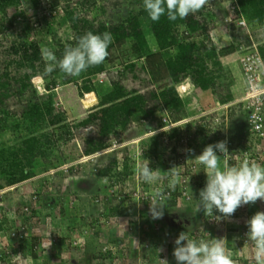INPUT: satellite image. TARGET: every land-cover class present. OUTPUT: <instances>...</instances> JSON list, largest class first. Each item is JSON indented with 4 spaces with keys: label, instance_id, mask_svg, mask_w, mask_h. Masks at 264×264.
<instances>
[{
    "label": "trees",
    "instance_id": "16d2710c",
    "mask_svg": "<svg viewBox=\"0 0 264 264\" xmlns=\"http://www.w3.org/2000/svg\"><path fill=\"white\" fill-rule=\"evenodd\" d=\"M26 1L31 5L30 14H25L24 10L9 14V9L21 7L22 0H0V188L61 166L66 162L62 147L74 139L79 140L75 148L78 149L77 157L81 158L109 146L111 136L117 141L125 139L126 131L136 123H139L140 131L146 132L148 128L163 125V114H167L172 121L183 118L187 97H184L185 92L179 91L180 83L191 84L193 91L197 88L210 89L219 104L229 102L232 98L230 85L233 84V76L220 58L239 50L241 45L250 46L251 42L234 22L224 23V17H242L253 36L256 32L264 31V0H210L203 9L189 15L187 19L169 21L165 15L158 22L149 18L144 10L143 0ZM225 4H230L233 8L224 7ZM115 11L121 14L125 12L115 18ZM63 20L68 22L69 38L61 30ZM219 25H224L231 43L216 49L209 29ZM87 31H107L112 34L113 41L108 49L110 54L104 63L90 67L76 78L66 77L59 69L50 74L46 73V64L41 56L42 45L50 46L59 58L65 45H74L76 39ZM256 44L264 62V41ZM125 46L128 48L125 49V57H122L125 58L123 64L120 68L112 70L113 50ZM103 70H107L106 78L105 82L100 83L96 75ZM35 77L45 81L44 88L47 91L59 84L65 85L75 81L79 93L93 91L97 102L89 107L86 117L69 121L64 111L62 114H56L51 99L37 95L39 91L33 82ZM227 107V118L225 115H218L215 110L197 118V124L193 122L187 126L190 133L188 149L194 152L199 150L201 153L208 144L228 140L230 152H248L253 155L258 140L250 130L249 109L240 100ZM216 117H219L218 120ZM235 120L241 123L238 127L236 123L233 125ZM154 121L156 123L152 126ZM226 123L229 126L225 130ZM231 127L235 133L232 129L230 131ZM164 133L176 138L182 131L175 127L146 139L148 153L153 157L163 149L160 140ZM5 135L8 136L7 140H1ZM168 152L171 154L170 150ZM99 159L100 162L92 173L94 176L104 177L106 182L109 181L108 185L112 186L117 181V158L100 156ZM241 162L240 160L238 163ZM123 163L129 171L130 167L125 158ZM229 164L238 166L233 162ZM173 166L171 161L167 169ZM201 168L203 170L202 165ZM127 171L125 170V174H128ZM190 179L191 177H187L186 185L179 182L175 191L167 189V186L164 188L170 192V206L175 205V200L183 190L188 192ZM94 192L96 196L98 192ZM37 194L40 196L41 192L38 191ZM45 198L46 195L42 199ZM21 207H17L14 212L25 214L32 222L36 217L40 220L41 215L39 216V212L32 207L28 206L25 211L22 210L24 205ZM68 209L66 205L59 209L64 220L68 217ZM0 210L1 228L13 235L14 223L8 220L1 206ZM74 211L75 219H67L72 227L68 235L71 236L72 232L80 234L82 241L77 242L70 237L67 243L71 246L74 244L75 251H79L78 248L81 250L79 264L87 257L101 258V264H106L105 258L112 260L114 251H102L98 241L103 224L101 220L105 217L129 216L133 213L129 206L115 201L113 197L111 202L104 203L101 210H91V213L86 215L89 218L86 223H83L86 216L79 215L76 207ZM162 220L166 224L165 216ZM167 221L173 222L171 219ZM154 222L150 216L143 219L142 224L149 227L145 233L154 231ZM157 225L161 227L159 222ZM170 225L167 229L173 230L175 237L173 236L171 243L167 244L168 252L174 248L173 241L183 231L175 229L172 223ZM205 228L203 226L201 229H190L186 233L190 238L207 240ZM108 241L115 242L113 239ZM19 244L27 251L32 264H37L38 255L34 249L36 238L26 236ZM54 244L59 248L61 240L55 241ZM10 255L0 252V259L5 260ZM106 255L108 256L105 257ZM43 261L41 264H50V257L47 256Z\"/></svg>",
    "mask_w": 264,
    "mask_h": 264
},
{
    "label": "rangeland",
    "instance_id": "374dc122",
    "mask_svg": "<svg viewBox=\"0 0 264 264\" xmlns=\"http://www.w3.org/2000/svg\"><path fill=\"white\" fill-rule=\"evenodd\" d=\"M223 6L225 7V5ZM21 10H24L25 14H30V3L26 0H22L21 7H14L12 9H9L8 13H17L21 12ZM124 12L125 11H123V14ZM123 14L115 11L114 17L117 18L122 16ZM17 18L19 19V17ZM62 23L63 26L61 27V30L64 35L69 38L70 29L68 22H65L63 20ZM215 29L216 31L214 33V36L216 32L219 31V34H221V32L226 33L223 26L219 25L217 26V28L215 26ZM43 46L50 48V46L48 45H42V47ZM220 46H218L217 48H219ZM126 48L128 47L125 46L123 48L113 50V62L111 64L112 70L120 68L123 64L125 58L122 57L124 56ZM33 82L39 91L37 95L41 97L43 96V98H47L49 100L51 99L53 101L56 114H62L64 111L69 121L86 117L89 107L97 102L96 96L94 94L90 93L84 95L79 93L75 81H72L65 85L59 84L53 87L51 91L45 90V81L42 78L35 77L33 78ZM102 82H105V78L102 79ZM183 92H185V90ZM192 104L193 107H188L195 112H197L198 109H204L205 107L199 102V100ZM194 119L196 118L194 117L190 120H192V123L194 122V124H197L196 120L193 121ZM155 123L156 122L154 121L151 125L154 126ZM183 134L190 135L187 128L185 129ZM183 134H181L180 136H182ZM164 136L165 134L162 136V139ZM149 137L150 136H145V134L140 131V125L139 123H136L135 126L126 131L125 139L123 140L122 144L116 147L118 149L113 151V153L107 155V158L116 156L117 161L119 162H123L124 158L126 159V163L129 165V167L132 168L131 171H133L134 174L128 181L129 184H126L130 189L133 188L135 186V183H137L139 180H137V178L135 177L138 176L136 173V168L139 164L145 163L146 160H148L151 164H149V166L155 168V166H153L154 157L150 153H148L149 146L146 143V139H148ZM178 137L174 138V140L171 141L168 146L172 144L176 146ZM7 138L8 136L5 135L1 138V140H7ZM78 142V139H74L73 141L67 143L62 147V155L64 158H66V162L61 166L57 168H51L47 171H44V173L40 172L35 175L36 177L19 183L16 187H14V189H4L2 190V193H0V206L4 209L8 220L14 223L15 227V233L13 235H9L8 232L6 233L5 230L0 226V252L3 255L11 254L5 260L0 259V264H32V260L28 256L27 251L19 244V241H21V239L25 238L26 236L36 238V246L34 249L38 255V259H36L37 264H41L42 262H44L43 260L47 256L50 257V264H79V252L81 250L78 248L79 251H75V245L73 244V246H71L67 243V240L68 238L72 237L77 242H79L82 241V236L73 232L71 233V236L70 234L68 235V232L72 227L67 219L69 221H72L73 218L75 219V207L78 208V214L83 216L89 215L91 213V210H93V212H95V209L98 210L99 206L94 202V199L95 197L105 195L106 185L109 184V181L106 182L104 177H97L92 173L94 167H96L100 162V156H93L90 159L85 158L86 160L77 157L78 149L77 147L75 148V146H77ZM160 145L163 146V149L159 153L160 167L158 168L162 171L161 176H163V174L167 173L166 171H168L167 166L165 167V162L163 159L165 158L164 153L169 151V147H166L161 142ZM74 156L76 158H74ZM89 160L93 162H89ZM68 168H71V170H69ZM41 174H43V177L39 176ZM43 180H45L44 189L40 190V192L44 193L42 194L40 200L38 199L34 203H32L33 210L39 212V216L41 215L40 217L43 220L41 218L40 220H37L38 217L35 216V222H32V220L30 221V218H26L25 214H18L14 211H16L17 207H23V205L25 206V204L26 206L29 205V195L31 193H34L35 191H38V184L42 185ZM140 180L142 181V183L147 184L141 178ZM116 183L117 186L113 190H115L117 196H121L124 190V182L122 176H118V182ZM109 187L110 186L108 185L107 188ZM94 191L98 192L96 196L94 195ZM45 195L47 196V198L42 199ZM121 202L131 205V210L135 211L134 215L123 217L120 216L117 218H104L105 227L100 229L101 234L98 235V241L101 243L102 251L106 247V250L109 249L111 251H114V264H164L162 260L165 259L168 261V264H176L175 258L173 256V250H171V252H168L167 248L165 247V245L171 243V238L170 240H168L167 237L164 238L165 233L163 234V231H161L159 234V240L161 242L164 241V245L159 247L157 250H153L151 249V247L148 248L150 246L148 239H146V241L141 239V235H143V233H141L142 231H140V229L137 227L140 222L139 216L141 217V219L147 218L148 213H146L145 215L142 212L141 207L140 209L138 206L133 207L134 203H132V201L123 200ZM63 205H66L67 209L69 208L67 213L68 217L66 216V220H64V216L59 212V209L61 207L63 208ZM27 209L28 208L26 207L22 210L25 211ZM1 217L2 212L0 210V218ZM84 218L85 219L83 220V223H86V221L89 222V218H87V216ZM203 224L204 226L209 225V223L207 222V217L205 216ZM140 226H143L145 230L148 228L144 225ZM89 232H91L90 229ZM109 232H112V235H114L118 244L116 242L109 243V241L107 240V238L110 239L108 236L110 234ZM135 238L138 240V247H136V242L132 243V240L134 241ZM59 239L61 240V246L57 248L54 243ZM207 240H209V238ZM131 246L132 250L134 248L137 250L136 258L133 260H131V252H128V249ZM152 256H154L155 258L153 259ZM92 260L93 261H91L90 263V260L86 259L85 261L87 263L84 261L82 264H101V258ZM105 263L109 264L108 260H105Z\"/></svg>",
    "mask_w": 264,
    "mask_h": 264
},
{
    "label": "clouds",
    "instance_id": "9594fccd",
    "mask_svg": "<svg viewBox=\"0 0 264 264\" xmlns=\"http://www.w3.org/2000/svg\"><path fill=\"white\" fill-rule=\"evenodd\" d=\"M209 2L210 0H143V7L149 18L154 22H158L160 18L165 15L169 21H176L177 19H187L189 15L198 13L207 4H209ZM220 26H223L224 28V25ZM215 30V27L209 29V35L212 42L214 39L213 34ZM242 31L250 38L251 42L252 34L250 30L247 28V30ZM112 41L113 36L110 32L106 31L103 33H94L92 31H87L76 39L74 45H65L63 53L59 58L52 49L48 47H42L41 56L46 64L45 71L46 73L50 74L56 69H59V71L66 77H77L82 72L87 71V69L90 67L99 66L104 63L110 54L108 49ZM106 73L107 70H103L98 73L96 75L97 81L103 83L102 79L106 78ZM185 84L187 85L189 83L184 82L178 85L180 92L187 90V86H185ZM181 86H183V88ZM90 93L95 95L93 91L84 92L83 94L85 95ZM164 116H167L169 119L167 114H163L161 117V121L163 122L162 126L152 129L148 128L146 132H143V134H145V136H152L157 133H163L175 128H163L166 125V123L162 120ZM191 121L192 120L189 119L184 128L177 127L182 131V134L187 128L188 123ZM165 138H167V141H165ZM174 138L175 137H168V135L165 134L163 139L161 137L160 140L163 145L169 147L168 149L171 152V154L169 152L164 153L165 158L163 160L165 161V167L168 166L171 161L174 165L172 168L166 171L168 173L167 177H162V171L158 168V166L153 168L152 166H149L150 162L146 160L145 163H141L137 166L136 173L147 184L142 183L140 178L135 176L137 180H139L137 183H135V186L130 189L126 184H129L128 181L134 175L133 171H131L132 168L130 167L129 171L125 169L128 174L122 175L121 171L122 167H124V163L118 161L116 166L117 170L115 171L117 174V181H115L114 184L108 188L107 196H100L97 197V199H94V202L99 206V210L104 207V203L106 201L111 202L112 198L115 197V201H132V203H134L133 207L138 206L139 209L140 207L141 209L144 208V210L148 209L152 219L163 218L164 210L167 208V201L170 199V192H167L164 188L167 186V189L175 191L177 184L180 182V173L175 167V160L177 157H179V155L176 151V146L173 144L168 146V144L173 141ZM123 140L117 141L111 136L109 146L100 149L90 156H82L81 159H90L93 156H107L108 154H111L113 151L117 150L118 148L116 147L122 144ZM187 152L191 153L193 150L187 148ZM228 156L229 151L226 140H221L214 144L206 145L202 152L195 156V158L190 157L189 154V158L195 159L200 165L203 166L204 174H206V183L205 186L199 191V198L194 209L195 214L202 211L205 217H210L213 220L219 221L223 219L231 221L235 212L240 207L249 204H255L257 201L264 202V165L257 162L244 160L239 166H233L229 164L227 159ZM199 168L200 167L198 166L197 170L190 175L196 176ZM42 175L43 174L39 176ZM118 176H122L124 182V190L121 196H117L115 190H113L117 186L116 182H118ZM33 177L36 176H32L26 180H30ZM164 178H167V184L165 181H163ZM160 179L161 182L156 185L160 184L161 187H154V183ZM26 180L14 183L12 185H6L0 188V193H2V190L4 189H14V187H16L19 183ZM44 184L45 180H43V186L41 188L39 187L38 191L44 189ZM38 186H40V184H38ZM137 189L143 191L142 193L144 194L151 192L150 201L138 199ZM38 191H35L29 195V207H32V203H34L36 200H40L42 194L44 193L41 192V195L38 196ZM122 204L129 206L131 209V205L125 203ZM28 206L25 205L23 208H29ZM215 213H219V215H216ZM104 221L105 219L101 220V222L104 224L101 225V229L105 227ZM33 222H35V220H33ZM153 225V230L160 232L161 227L155 223ZM246 226L248 229L246 232L247 239L250 240L254 245V264H264V211L255 212L246 221ZM155 227H158L159 229H155ZM225 241L226 239L224 238L197 240L190 238L186 231H182L173 241V256L175 258L176 264H235V261L227 250ZM106 249L107 247L104 250ZM162 261L164 264H168L166 259Z\"/></svg>",
    "mask_w": 264,
    "mask_h": 264
},
{
    "label": "crops",
    "instance_id": "0c3cea01",
    "mask_svg": "<svg viewBox=\"0 0 264 264\" xmlns=\"http://www.w3.org/2000/svg\"><path fill=\"white\" fill-rule=\"evenodd\" d=\"M215 31H214V33H215ZM219 32H216L215 36L213 34V37H214L213 43H214L216 49H220V48L225 47L231 43V38H230V36H228L227 32L226 33L221 32V34H219ZM250 32H251V30H250ZM254 35L255 36L251 35L252 36L251 40L255 41V43H259L261 41H264V31L263 30L256 32ZM220 43H221V46H220ZM217 45L220 47L217 48L218 47ZM220 59H221L222 64L227 69L230 70V72L233 76V84L230 85V94L232 97L231 100L227 103H224L220 109H215L216 107H218L217 106L218 102L213 97V94H212L210 89L202 90V89L197 88V89H194V91H193V89L190 88V86H192L191 84H187V85L185 84V86H187V88H186L187 90H185L186 95L184 97H187V98H186V104L184 107L185 111H184L183 118L197 115V112H195L194 110H191L189 107H193L192 103H195L198 100L202 105L205 106L204 109L202 108L203 110L215 109L216 112H218V115H223V116L225 115L227 118V115H228V107L227 106H229L230 104H233L234 102L237 101L238 97L242 93V90H243L244 85H245V81H244V77L242 74L241 65H240V62L238 60L237 51L229 53L227 55H223V56H221ZM189 92H190V94H189ZM220 105H222V104H220ZM195 120H197V118L194 119L193 121H195ZM190 123H192V121ZM235 123H236L237 127H238V125L241 124V123H239V120H235L233 122V125ZM228 126L229 125L227 123H226V125H224L225 130L227 129ZM232 127L230 128V131H231ZM233 133H235V131ZM189 154H190V157L195 158V156L199 155L200 152H199V150L198 151L196 150V152L193 151ZM153 161H154L153 166L160 167V165H159L160 164L159 154L153 158ZM235 164H238V166L240 165L239 163H235ZM178 165H182V164H180V156L177 157L175 160V167L178 168ZM262 165H264V162L262 163ZM125 167L126 166L122 167V171H121L122 175L125 174V172H124ZM199 167L200 168H199L198 173H196V176H188V177H191L189 184H188L189 186H187L188 190H189L188 194H189L190 198L188 200H184V199L179 197L175 200L174 206L173 205L170 206V200L167 201V208H165L164 215H163L166 218V221L164 220V222L166 224L163 223L162 218L161 219H154L155 224H158V222H159V224H161L160 232L163 231V234L165 233V235H166V236L164 235V238L167 237L168 240H170V238L172 240L173 236L175 237V235L172 234L175 232L173 230L168 231V229H167L168 226H171L170 225L171 223L173 224L175 229L179 228L180 230H183V231H187V230L190 231V229L193 230L195 228L201 229L204 226V224H203V222H204L203 212L201 211V212L196 213V214L194 212L195 206L197 204V200L199 198V191L201 188H203L205 186V183H206V181H205L206 176H203V175H205L204 170H202L200 164H199ZM126 170H127V167H126ZM163 176L167 177L168 174L164 173ZM163 181H165L166 184L168 183L167 178H164ZM159 182H161V179L156 181L154 183V185L158 184ZM257 211H264V202L257 201L255 204H249V205L240 207L235 212L231 221L225 220V221H223V223H220V224H216V225H210L209 224L207 226L205 225V227H206L205 228L206 229L205 230V234H206L205 238H209V239L224 238V239H226L225 243H226L227 250L230 253V255L232 256L233 260L235 261V264H254V260H253L254 245L250 240L247 239L246 232L248 229L246 226V221ZM131 212H133V213L130 214L129 216L134 215V211H131ZM142 212L145 215H146V213H148L147 217L150 216L148 209L144 210V208H142ZM113 217L117 218L120 216H113ZM143 219L144 218L141 219V217L139 216L140 222L138 225L136 224L137 227L140 229V231H142L141 233H143V235H141V239L144 241H146V239H148L149 244H150V246L148 248L151 247V249L157 250L159 247L164 245V241L161 242L159 240L160 232L155 233L154 231H152V232L150 231V233H149V231H147V233H145V229L143 228V226H140V225H144L146 227H148V225L142 224ZM170 219L173 222L169 223V221H167ZM148 229H149V227H148ZM109 233H110L108 235L109 238L115 240V242H116V238L114 237V235H112V232H109ZM99 234H101V232H99ZM107 240H108V238H107ZM137 241L138 240L136 238L134 241L132 240V243L136 242V245H137L136 247H138ZM115 242L109 241V243H115ZM133 246H134V244H133ZM165 247L167 248V245H165ZM173 249L174 248H172V250ZM143 250H147V249H143ZM128 252L129 253L131 252L130 253V255L132 256L131 260L136 258L137 250L135 248L132 250V246H131L128 249ZM107 256L108 255H106L105 257H107ZM87 259H89L90 263H91V261H93L92 259H99V258L87 257ZM105 260H108L109 264H114L113 258H112V260L105 258ZM106 264H108V263H106Z\"/></svg>",
    "mask_w": 264,
    "mask_h": 264
},
{
    "label": "built area",
    "instance_id": "2783aa9c",
    "mask_svg": "<svg viewBox=\"0 0 264 264\" xmlns=\"http://www.w3.org/2000/svg\"><path fill=\"white\" fill-rule=\"evenodd\" d=\"M232 5L225 4V7H229ZM224 22H234V24L237 26L240 30H247V23L242 18H236L231 16H225ZM239 53L238 59L242 68V73L245 80V88L242 91L241 96L238 98V100L243 101L247 108L249 109V115H248V121L250 125V130L253 131L255 135V139L258 140V143L256 144L255 149L253 150V155L249 154L248 152H243L240 154V152H230L229 150V156L227 157L229 162L238 163L240 160H249L251 162H257V163H263L264 162V62L263 59L256 47V43L251 40L250 46H239V50L237 51ZM183 88V86H181ZM217 106L215 109H220L223 105H220L217 103ZM215 109H198L196 116H189L187 118L177 120V121H170L167 116H164L162 120L166 123V125L163 128H172V127H180L184 128L186 123L191 118H198L200 116L206 115L208 113H211L215 111ZM219 117H216L218 120ZM161 128V129H163ZM190 135H182L178 137V140L176 142V151L178 155L180 156V164L178 165L177 170L180 173V182L183 185L187 184V177L192 174L194 171L197 170L199 163L192 158H189L187 148H188V139ZM165 141H167V138H165ZM227 141V147L230 146V142ZM253 145V144H252ZM183 166V167H182ZM183 174V176H181ZM160 186L159 185H155ZM153 187V188H154ZM143 191H140V189H137V198L143 199L145 201H150L151 199V192L149 193H142ZM180 198L184 200H188L189 194L188 192L184 191L179 196ZM178 197V198H179ZM216 215H219L218 213H215ZM223 219L217 221L213 220L210 217H207V222L210 225H216L223 223ZM155 229H159L158 227H155Z\"/></svg>",
    "mask_w": 264,
    "mask_h": 264
}]
</instances>
